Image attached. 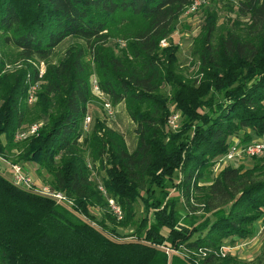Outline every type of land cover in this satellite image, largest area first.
Returning <instances> with one entry per match:
<instances>
[{
    "label": "trees",
    "instance_id": "16d2710c",
    "mask_svg": "<svg viewBox=\"0 0 264 264\" xmlns=\"http://www.w3.org/2000/svg\"><path fill=\"white\" fill-rule=\"evenodd\" d=\"M191 2L0 0V152L21 144L12 162L33 161L43 182L72 201L0 170V264H264V243L249 261L220 253L253 237L264 218V154L226 161L210 175L233 138L246 144L264 133V0L226 2L234 15L223 21L215 2L202 8L189 76L172 35ZM68 37L75 40L38 75L27 59L45 60ZM11 52L23 60L6 69ZM92 79L110 105L122 103L131 150L105 117L83 130ZM173 112L175 127L167 123ZM37 119L36 133L13 140ZM191 197L203 213H191ZM181 199L192 210L182 212ZM126 225L124 238L117 227Z\"/></svg>",
    "mask_w": 264,
    "mask_h": 264
},
{
    "label": "rangeland",
    "instance_id": "374dc122",
    "mask_svg": "<svg viewBox=\"0 0 264 264\" xmlns=\"http://www.w3.org/2000/svg\"><path fill=\"white\" fill-rule=\"evenodd\" d=\"M214 2L216 5L217 9V21H223L225 19H229L230 17H233V12H231L228 9V4L229 2L233 3V0H199L198 7L194 9L193 12L182 15L179 18V21L176 25L175 31L173 32V39L178 43L179 49H178V57L179 60L181 61V64L184 68V71L186 75H194V69L196 65V59L192 57L189 53V48L191 45V38L192 35L198 30V27L202 21L203 15L205 11H203V7H206V5L209 6H214ZM227 2V3H226ZM75 40L73 38H65L63 41H61L54 49L52 54L46 58L45 60L43 58H33V59H27V61H30L37 69H38V75H41L44 67L47 62H55L57 58L61 57L62 54L64 53V49L69 46L72 41ZM8 61L5 63V68L6 69H11L14 67H18L21 65L22 58L16 57L13 52L7 54ZM192 61V62H191ZM193 63V64H192ZM195 63V65H194ZM34 87H37L38 82L32 83ZM95 98L93 100H90L88 103V114L90 115V121L91 123L93 116L98 115L100 117H105L106 121L119 129L120 131L123 132L124 138H125V143L126 147L128 150H131L134 147V134H133V124L129 120L128 116L126 115L122 103H117L114 104L112 107L113 110V116L112 118H108L104 116V109L102 107V102L107 98L104 94L99 95L96 93H93ZM35 98V94H34ZM34 99L31 102L32 103ZM41 122L40 120H32L30 121L28 125ZM88 123V124H89ZM26 126V127H27ZM21 151V144L15 143L10 147V149L7 151H2L0 152V165L3 168V170L6 168L7 169V163L8 161H12L16 159L18 153ZM243 158V157H242ZM6 160V161H5ZM248 159L244 158L242 161L240 159H234L231 162L236 163L238 161L243 162V163H248ZM22 166L27 172L32 176L34 183L39 184V183H44L43 181V173L45 170L43 169H37V165L30 160L27 161H20L17 162ZM219 166L216 169H212L210 175H214L216 171H218ZM5 169V170H6ZM200 183H206L204 180H200L198 184ZM169 195H178L176 190L173 188L169 189ZM189 203L194 206V210L191 213L195 214H201L203 213L202 209V203L199 202H194V198H189ZM180 210L182 212L187 211V210H192L188 205L183 204V200L181 199L178 203ZM196 207V208H195ZM136 216L138 217L141 214V205L137 204L136 205ZM189 210V211H190ZM256 233L254 234L253 237L250 239H247L246 241H241V242H236V244L230 246L228 249L223 248V251L225 254L227 252L234 253L237 257L241 258L242 260L249 261L259 253L261 250V247L264 243V219L260 218L256 222ZM117 229L123 234L124 238H127L129 235L127 233L131 230L129 228V225H126L125 227H117ZM163 232H165V228L162 229ZM196 257H200L203 254H196L194 253Z\"/></svg>",
    "mask_w": 264,
    "mask_h": 264
},
{
    "label": "built area",
    "instance_id": "2783aa9c",
    "mask_svg": "<svg viewBox=\"0 0 264 264\" xmlns=\"http://www.w3.org/2000/svg\"><path fill=\"white\" fill-rule=\"evenodd\" d=\"M198 4H199V0H192V2L187 6V8H185L184 13L193 11L195 8L198 7ZM160 43L165 44V41L162 39L160 40ZM34 90H35V87L33 84H31L27 89V97H26L27 102H31L34 99ZM92 91L93 93H96L99 95L103 94L98 89L95 79H92ZM102 107L108 116H112L113 110L108 100L105 99L102 102ZM176 117H177L176 112L169 114L167 118V123L171 127H175ZM89 121H90V115L86 112L82 120L83 130L87 129V124L89 123ZM40 124L41 122H37V123L30 124L25 128L16 129V131L13 134V140L14 141L21 140L31 134L36 133V130L40 126ZM255 154H264V138L253 139L246 144H238L236 143V138H233L232 142L230 143L228 147V150L223 155L217 158L215 164L213 165V169H216L219 166L218 168L219 170L222 164L225 163L226 161H232L234 159H241L243 156L255 155ZM6 163H7V170L9 171L10 178L14 183L23 185L25 187H30L34 191H38L40 193L49 195L53 197L56 201H65L67 203H72L71 199L67 197L65 193L62 192L61 190L53 189L46 183L35 184L32 176L27 172V170H25L17 162L8 161ZM86 164L89 165L88 162H86ZM2 169L3 168L0 165V170ZM97 187L106 196L107 208L110 214H112L116 220L121 219L122 210L119 204L112 197L105 194V190L100 183H98ZM223 248L224 246L220 248L221 254H223ZM200 252L203 254L202 251Z\"/></svg>",
    "mask_w": 264,
    "mask_h": 264
},
{
    "label": "crops",
    "instance_id": "0c3cea01",
    "mask_svg": "<svg viewBox=\"0 0 264 264\" xmlns=\"http://www.w3.org/2000/svg\"><path fill=\"white\" fill-rule=\"evenodd\" d=\"M261 138H264V133H263V135L261 136ZM264 219V218H263Z\"/></svg>",
    "mask_w": 264,
    "mask_h": 264
}]
</instances>
